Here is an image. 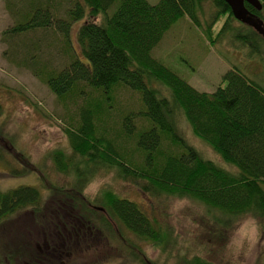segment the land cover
Here are the masks:
<instances>
[{"label":"trees","instance_id":"obj_1","mask_svg":"<svg viewBox=\"0 0 264 264\" xmlns=\"http://www.w3.org/2000/svg\"><path fill=\"white\" fill-rule=\"evenodd\" d=\"M5 2L15 23L3 34L8 45L4 55L42 79L66 108L78 107L64 129L71 154L57 150L52 155L57 171L74 179L68 189L51 187L53 195L63 197L55 201L58 208L73 209L76 232L102 227L115 238L114 225H120L164 252L174 248L173 232L137 203L108 189L94 199L85 195L89 181L100 171H109L150 199L199 203L207 210L209 233L215 238H224L248 217L259 221L264 237V88L234 69L224 76L225 85L213 93L201 92L153 57L165 34L183 18L201 28L210 44L226 41L237 50L248 49L251 57L263 55L264 0H259L261 9L246 4L250 17L263 24L260 32L237 20L225 0H160L155 5L149 0ZM83 19L75 43L72 28ZM120 87L139 95L143 111L122 117V131L113 137L108 128L113 95ZM140 117L148 127L138 128L135 121ZM181 119L232 170L190 145L179 134ZM0 144L32 169L2 130ZM41 202L42 194L34 186L0 190V224L20 212L23 216L32 212L41 219L34 221V229L44 230L49 209ZM23 232L15 244L1 245L0 264H51L50 251L40 252L36 242L39 250L31 247L33 253L19 235ZM182 264L216 263L195 255Z\"/></svg>","mask_w":264,"mask_h":264},{"label":"rangeland","instance_id":"obj_2","mask_svg":"<svg viewBox=\"0 0 264 264\" xmlns=\"http://www.w3.org/2000/svg\"><path fill=\"white\" fill-rule=\"evenodd\" d=\"M149 2L155 5L160 0ZM223 21L215 27V35ZM14 23L15 19L6 8L5 0H0V130L13 140L16 149L28 159L32 169L20 164L16 155L0 144L3 155L0 159V190L5 192L22 186L37 187L42 194L41 207L49 211H45L48 223L41 227L44 230L34 229L37 225L32 212L26 216L20 212L3 221L0 224V251L1 245L5 246L7 241L15 244V237L24 231V235H19L28 245L25 242L23 245L31 250V247L37 250L41 248L39 251L42 253H46V249L50 251L51 264H142L143 261L148 264H182L184 258L192 259L195 255L216 264H264V237L256 219L245 218L233 230L225 233L224 238H215L209 233L211 224L207 210L199 203L150 199L137 186L119 180L109 171H100L89 181L85 195L94 199L108 189L137 203L152 219L173 232L176 240L174 248L164 252L120 225H117L119 228L114 225L115 238L107 230L103 232L102 227L93 226L87 232H76L78 220L73 215V209L65 205L58 208L56 202H61L63 197L53 195L51 187L68 189L74 179L57 171L52 155L57 150H62L67 156L71 154L64 129L69 127L78 107L70 104L66 108L57 101L42 79L4 55L8 45L3 41V34ZM83 23L84 19L73 25L71 38L75 43ZM23 39L20 38V41ZM47 46L44 48H49ZM248 53V49L237 50L226 41L210 44L201 28L188 18H183L165 34L153 51V57L197 90L213 93L218 86L225 85L224 76L234 69L264 88V53L252 57ZM60 60L65 59L60 57ZM159 88L165 92L164 87ZM113 96V120L108 130L114 137L122 131L121 118L131 111H143V107L139 95L126 87H120ZM135 122L139 129L148 127L143 117L136 118ZM179 134L204 157L232 170L201 140L195 138L183 119L179 122ZM164 144L167 146L166 142ZM51 215L55 217L49 221ZM36 242L40 245L39 249L34 244ZM27 246L25 249H28Z\"/></svg>","mask_w":264,"mask_h":264},{"label":"water","instance_id":"obj_3","mask_svg":"<svg viewBox=\"0 0 264 264\" xmlns=\"http://www.w3.org/2000/svg\"><path fill=\"white\" fill-rule=\"evenodd\" d=\"M225 2L230 6L232 13L237 20L251 24L258 32L262 30L263 24L255 22L250 17V13L246 8V4H249L250 6L261 9L259 0H225Z\"/></svg>","mask_w":264,"mask_h":264}]
</instances>
